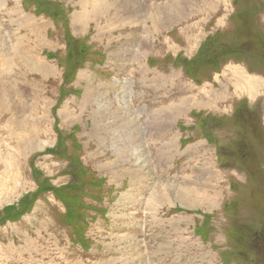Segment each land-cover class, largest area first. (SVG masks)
Wrapping results in <instances>:
<instances>
[{
	"label": "rangeland",
	"instance_id": "rangeland-1",
	"mask_svg": "<svg viewBox=\"0 0 264 264\" xmlns=\"http://www.w3.org/2000/svg\"><path fill=\"white\" fill-rule=\"evenodd\" d=\"M0 264H264V0H0Z\"/></svg>",
	"mask_w": 264,
	"mask_h": 264
},
{
	"label": "trees",
	"instance_id": "trees-1",
	"mask_svg": "<svg viewBox=\"0 0 264 264\" xmlns=\"http://www.w3.org/2000/svg\"><path fill=\"white\" fill-rule=\"evenodd\" d=\"M256 20V19H255ZM257 21V20H256ZM205 57H206V60H207V63L208 64H210L211 62H213V64L210 66V68H211V72H210V74L212 73V74H214L215 72H218L221 68H222V66L224 65L223 63L224 62H226V61H228L229 60V58L228 59H226L224 62L223 61H217L216 59H214V56H211V55H208V54H206L205 55ZM216 60V61H215ZM217 62V64H216V68H215V63ZM219 63V64H218ZM199 64L197 63L196 64V66H195V68L198 66ZM186 66V65H185ZM184 66V67H185ZM194 68V69H195ZM215 68V69H214ZM185 70H186V73H187V70H188V68L187 67H185ZM209 74V75H210ZM189 76L190 77H192V78H194L195 80H202V79H205V78H207V77H209V76H204V75H200V74H194V73H191V74H189ZM211 77V76H210Z\"/></svg>",
	"mask_w": 264,
	"mask_h": 264
},
{
	"label": "crops",
	"instance_id": "crops-1",
	"mask_svg": "<svg viewBox=\"0 0 264 264\" xmlns=\"http://www.w3.org/2000/svg\"><path fill=\"white\" fill-rule=\"evenodd\" d=\"M245 82H247V86L246 85H243V87L246 89V88H248L249 90H250V87L253 85V83H256V82H254V81H252V82H250L249 80H247V81H245ZM249 86V87H248ZM256 88V86L254 85L253 87H252V89L254 90Z\"/></svg>",
	"mask_w": 264,
	"mask_h": 264
},
{
	"label": "bare ground",
	"instance_id": "bare-ground-1",
	"mask_svg": "<svg viewBox=\"0 0 264 264\" xmlns=\"http://www.w3.org/2000/svg\"><path fill=\"white\" fill-rule=\"evenodd\" d=\"M74 17H78V16L75 15ZM33 47H34V46H33ZM40 62H41V61H39L38 59H36V63H35V64L33 63V66H34V67H35V66H36V67L40 66V65H38ZM36 67H35V68H36ZM253 86H254V85H252V86L250 87V89H252ZM248 87H249V86H248ZM11 250H12V249H11ZM12 251H13V250H12Z\"/></svg>",
	"mask_w": 264,
	"mask_h": 264
}]
</instances>
